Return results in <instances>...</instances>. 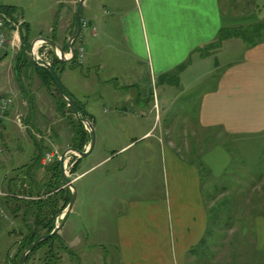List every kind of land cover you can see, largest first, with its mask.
<instances>
[{"label":"crops","instance_id":"obj_1","mask_svg":"<svg viewBox=\"0 0 264 264\" xmlns=\"http://www.w3.org/2000/svg\"><path fill=\"white\" fill-rule=\"evenodd\" d=\"M47 1V12L54 11L50 18L55 26H43L35 30L36 33H45V38L32 34L34 31L31 25L20 16L18 4H0L16 10L13 14L15 26L10 29L7 27V44L0 53V96L12 99L0 130L5 131V121L11 113H14L17 123L21 117L22 127L33 141L35 137L39 139L43 136V141L35 140L43 150L41 165H44V155L51 151L46 142L56 143L57 148L62 151L61 155L72 145V115L67 110L68 104L61 108L60 95L58 93L55 97L57 93L52 82L47 87L43 85L37 71L40 68L32 62L29 52L38 39L44 38L55 42L65 55H69L68 41L76 31L74 13L79 0ZM221 1L84 0L81 30L73 46L75 51L83 47L86 56H92L96 61H89L84 55L85 62L81 65L98 64L101 60L97 58L103 54L102 51L123 47L127 59L125 63L128 65L127 76L123 79L124 87L134 92V88L141 85L143 65L151 84L161 82L167 87L160 93V98L159 93L156 96L153 94L152 107L157 111L156 120L159 123V113L170 111L167 107L169 101L164 97L171 87L169 81L178 83L179 96L185 91H195L194 98L197 99L194 124L189 125L184 119L181 127L187 128L182 129L177 137L175 132L180 127L178 117L176 120H164L161 124L159 135L155 138L157 149L150 158V184L144 189L145 197L143 164L137 166L138 173L135 175L139 176L136 180L139 185L133 190L125 210L118 214L114 223L120 264H199L203 255L200 248L208 235L210 200H207V192L216 190L221 179L229 172L232 158L227 147L230 145L238 150L243 143L250 145L254 140L264 139V40L256 45H249L240 39H227L219 48L203 55L196 52L211 45L223 28L235 25L243 27L257 22L252 16L235 21L230 17L227 7L223 8L224 11L221 9ZM226 1L228 0H225L224 5H227ZM35 3L37 11H41V4L34 2V5ZM57 7L58 13L55 12ZM252 10H255L253 6ZM119 36L121 43L117 39ZM230 42L241 46V50L235 59L220 62L224 44ZM36 48L42 55L45 51L51 56L55 54L54 48L49 45ZM8 51L13 54L11 60H6ZM213 57L218 60L212 61ZM188 59V65L175 75L176 70ZM70 63L64 64L71 72L74 67ZM101 64L100 62V69ZM103 67L109 68L106 63ZM60 72L62 75L66 73L62 65L58 66L57 73ZM79 79L87 87L88 79L85 74L80 75ZM67 83H71L68 78ZM104 90L103 95H110L109 87L102 89ZM134 95L132 103L127 104L126 108L114 104L113 115L101 120H98L93 111L89 114L84 107L85 102H77L95 129L96 140L91 154L98 143L96 129H100L103 137L105 133L102 129L117 126L122 123V119L127 123L126 114H121V111L127 113V108L136 107L134 104L143 106V101L140 100L143 95ZM144 116L142 112L140 117ZM150 132L151 130L143 134L140 141L143 142V138L146 140ZM5 137L8 141V136ZM104 141L105 139L102 143ZM106 142L109 155L95 166L76 173L74 183L83 180L85 174L96 166L104 162L110 163L116 157L126 154L133 144L129 142L115 150V146L122 141L109 139L108 142L106 139ZM103 146L102 144L100 147V155L104 151ZM87 147L84 146L85 149ZM4 150L8 151V148ZM34 155L35 151L31 159ZM16 156L20 155L16 153ZM5 160L10 161L11 166L10 172L4 173L0 178V194L9 197L14 187L4 185H8L9 180L18 175L21 167L30 163L22 164L9 153L0 158V163ZM135 160L126 157L118 170L129 176L127 171L131 168L134 170L138 164ZM74 163H77L76 169L79 168L80 160L77 159ZM42 172L41 169L38 175L42 176ZM8 175L11 177L7 178ZM5 191L8 193H4ZM2 200L3 198L0 199V206ZM66 223L67 221L60 231L61 239ZM249 224L250 232L247 234L253 241L254 252L258 256L264 255V215L253 216Z\"/></svg>","mask_w":264,"mask_h":264},{"label":"rangeland","instance_id":"obj_2","mask_svg":"<svg viewBox=\"0 0 264 264\" xmlns=\"http://www.w3.org/2000/svg\"><path fill=\"white\" fill-rule=\"evenodd\" d=\"M34 2L41 4V11H37ZM224 2L225 0L221 1V9L224 11L223 8L227 7L230 17L234 18L235 21L240 20V18L248 19L252 16L256 18L257 22L264 23V0H228L226 1L227 5H224ZM0 4H18L20 16L31 25V29L34 31L32 34L37 37L42 36L45 38L46 35L45 33H41L42 35L36 33V29L43 26L47 28L55 26L53 19L50 18L54 11L47 12L49 5L47 0H0ZM51 4L53 5V3ZM252 6L255 10H252ZM76 11L77 8L75 15ZM55 12L58 13V7ZM247 13L249 15H246ZM82 14L81 10V20L83 19ZM237 27L239 26L235 25L228 28ZM117 39L121 43L120 36ZM239 39L231 38V40ZM123 49V47H119L107 52L102 51L103 54L97 58L101 60V69L99 67L100 62L98 64L92 63V66L78 64L70 72L69 68L61 63L66 71L64 75L61 72L58 74L63 88L73 101L85 102V109L89 114H92L93 111L98 120L112 116L114 104L126 108L127 104H131L133 98H135L136 95L134 94H138L137 97L140 96L139 94L143 95L140 97L143 106L134 104L136 107L127 108V113L121 111V114H126L127 123L125 124L124 119H122L123 121L119 120L122 123L117 126L102 129L105 133L103 137L99 132L100 129H96L97 146L91 155L79 159V168L76 169V173L78 174V172L95 166L102 158L109 155L106 139L108 142L109 139L122 141L120 145L115 146V150L129 142H133L126 154L116 157L110 163L104 162L91 169L85 174V178L78 183H74L76 173L70 172L72 163L76 161L75 156L69 155L67 157V176L76 189V200L73 211L70 213L65 225V231L62 233L64 245L68 247L66 251L59 254V264H120L116 250L114 223L118 214L125 210L129 198L134 193L133 190L139 185V181H136L139 176L135 175V173H138L137 166L143 164L144 190L150 184L148 181V168L152 163L150 158L157 149L155 138L159 135L163 121L176 120L177 117L180 119V127L175 132L176 137L182 129L187 128L186 126L181 127L184 119L188 121L189 125L194 124L197 104V99L194 98L195 91H185L179 96L178 83L169 81L168 84L172 89L170 87L164 97L169 101L167 107L170 108V111L159 113L161 117L159 123L156 120L157 111L152 107L154 103L153 94L156 96V93H159L160 98V93L167 87L163 86L161 82L151 84L146 77L144 65L141 85L136 86L134 92L124 87L125 81L123 79L127 76L126 69L128 65L125 63L127 59ZM240 50L241 46H236L233 42L224 44L220 62L235 59ZM39 55L42 56L40 51ZM84 55L89 58V61L94 59L92 56H86V53ZM43 56L50 62L56 58L55 54L51 56L46 51ZM12 58L13 54L8 51L6 60ZM217 60V57L212 58L214 62ZM83 61L85 62L84 59ZM105 63L109 68L103 67ZM82 74H85V78L88 79L87 87L82 85L79 79ZM67 78L70 80V84L67 83ZM105 87L110 88V95H103L105 90L102 91V89ZM56 93L55 97L58 95L57 90ZM140 107L143 109L141 110ZM142 112L145 115L144 117H140ZM73 118L75 117L73 116ZM22 126L24 125L21 117L18 125L14 113H11L5 121V131L0 130V149L2 151H0V158L9 153L13 159L15 158L16 161L22 164L30 163L36 147L29 133L27 135L25 128ZM149 130H151L150 136L146 137V140L143 138V142L140 141L141 136ZM6 135L8 141H6ZM42 139L43 136L39 139L35 137L37 141ZM103 139L105 141L102 143ZM61 144L58 143V145ZM102 144L105 148L100 155ZM46 146L49 151L58 150V154L61 156L62 151L57 148L56 143L46 142ZM4 148H8V151H5ZM227 148H229L232 158L229 172L221 179L222 182L218 184L219 188L217 187L216 190L210 193L207 192L209 195L207 200H210L208 235L200 248L203 255L199 264H264V255L258 256L255 254L253 241L247 234L250 232V219L256 215H264V139L254 140L250 145L243 143L238 150L230 147V145ZM16 153L20 156H16ZM126 157L135 158V162L138 163L134 170L131 168L127 171L129 176L124 175V171L118 170L123 166ZM120 163L121 165H119ZM10 166L11 163L8 160L0 163V178L4 173L10 172ZM9 177L11 175H8L7 178ZM61 188L60 193L64 197L60 195L61 197L58 198L60 208L66 204L65 197H68L71 193V190L65 186ZM4 193L8 192L5 191ZM145 195L144 190L143 197ZM2 198L4 196L0 195V199ZM3 201L4 199L1 203L2 206H0V264H15L17 262V246L21 239L18 233L21 227L22 212L16 218L10 216ZM65 209L58 217L57 225L61 223ZM59 235L61 236V232H59ZM65 237L67 238L66 241ZM43 251L44 249L38 250L27 264H43Z\"/></svg>","mask_w":264,"mask_h":264},{"label":"trees","instance_id":"obj_3","mask_svg":"<svg viewBox=\"0 0 264 264\" xmlns=\"http://www.w3.org/2000/svg\"><path fill=\"white\" fill-rule=\"evenodd\" d=\"M13 7L0 6V13L6 14L12 21L13 14L15 12ZM231 38H240L242 41L249 45H256L264 40V23L256 22L252 25H246L237 28H223L219 31L217 39L208 47L198 49L199 54L203 55L210 50L217 49L220 47L224 40ZM74 44V43H73ZM24 51V50H23ZM190 62V59L179 67L175 75L180 73ZM61 62L58 59L53 60L52 68L57 72L58 66ZM70 65L73 67L77 66L76 54L72 59ZM40 80L45 87L48 86L49 82L57 87L53 80L50 72L45 69H37ZM66 91V90H65ZM58 92V90H57ZM59 93V92H58ZM68 94V93H67ZM60 97L61 108L67 106V102ZM77 111L81 117L87 119L86 113L81 109L77 102H75ZM69 114L73 115V112L68 107ZM88 120V119H87ZM71 125L73 130L72 145L70 148L84 151V146L90 142V134L85 130L84 126L77 121V119L71 117ZM35 144V155L31 159L30 165L21 167L18 175L14 176L8 182V187H14V191H11V196H5L3 204L6 206L10 216L16 218L21 212V227L18 235L21 236L19 244L17 246L16 258L18 261L22 253L28 249V247L41 235L49 234L56 225V219L62 214L63 210L67 207L71 193L68 197H65L66 204L62 208L59 207L58 198L62 195L60 188L64 186L60 162L57 160L53 161L49 165H41L42 159V148L40 144L34 140ZM77 161V159H75ZM77 163H74L70 172L76 173ZM25 168V169H24ZM43 170L42 176L38 175L40 170ZM39 177V178H38ZM17 182V184H14ZM67 191H69L67 189ZM43 251V264H59V254L67 250L64 245V241L61 239L59 234L55 235L52 239L43 241L38 244L35 249L27 257L24 264H27L30 258L38 251Z\"/></svg>","mask_w":264,"mask_h":264},{"label":"water","instance_id":"obj_4","mask_svg":"<svg viewBox=\"0 0 264 264\" xmlns=\"http://www.w3.org/2000/svg\"><path fill=\"white\" fill-rule=\"evenodd\" d=\"M83 3L84 0H79L78 1V7H77V11H76V23H77V27H76V31L75 34L69 39L68 41V49H69V55H65V53L62 51V49L53 41L48 40V39H44V38H40L38 39V41H36L30 48V57L32 62L39 68L45 69L48 72L51 73L53 80L55 82V85L57 87V90L59 92V95L68 103V107L71 109V111L73 112V115L75 116V118L77 119L78 122H80L84 128L88 131V133L90 134V143L87 147V149H85L84 151H79L73 148H69L67 149L60 158V167H61V175H62V179H63V183L64 186L69 188L71 190V198L70 201L65 209L64 215L62 217V221L59 225H55L54 229L47 235H42L39 236L29 247L28 249H26L19 261L18 264H24V262L26 261L27 257L30 255V253L35 249V247L40 244L43 241H47L52 239L55 235H57L61 229L63 228L65 222L67 221L70 213L72 212V209L74 207L75 204V200H76V189L74 188L73 183L69 180V177L67 176V169L65 167V159L67 157V155L69 153L73 154L74 156H76L78 159L81 158H85L87 156H89L91 154V152L93 151V148L95 146V140H96V134H95V129L92 126V124L84 119L83 117H81L77 111V108L75 106L74 101L69 97V95L67 94V92L65 91V89L62 86V83L59 79V76L57 74V72L51 67V65H48L42 61H40L39 59H37L35 57V54L33 53L34 47L37 43H39L40 41H42L44 44L49 45L51 47L54 48L55 50V54L57 55L58 60L61 63H68L71 62L72 59L75 57V50L73 48V43L74 41L77 39L80 30H81V17H80V12L82 10L83 7Z\"/></svg>","mask_w":264,"mask_h":264},{"label":"built area","instance_id":"obj_5","mask_svg":"<svg viewBox=\"0 0 264 264\" xmlns=\"http://www.w3.org/2000/svg\"><path fill=\"white\" fill-rule=\"evenodd\" d=\"M15 26L14 23L9 19V17L4 14V13H0V53L4 50L6 44H7V41H6V37H5V32H6V29L7 27H13ZM43 42L40 41L39 43H37L34 47V50H33V53L35 54V57L37 59H39L40 61L50 65L51 62L46 59L43 55L40 56L39 53H38V49L36 48L37 46H43ZM83 55H84V49L83 47H80L78 49V62L81 63L82 60H83ZM11 97H8V96H0V124L2 123V121L4 120L5 118V115L8 111V109L10 108V105H11ZM55 157H59V154L57 151H54V152H51V153H48L45 155V158H44V162L45 163H49L52 161L53 158Z\"/></svg>","mask_w":264,"mask_h":264}]
</instances>
